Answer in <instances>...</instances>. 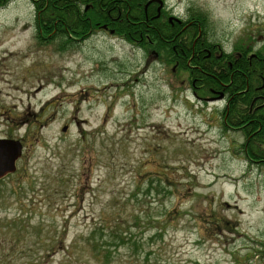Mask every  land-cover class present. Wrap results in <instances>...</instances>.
Wrapping results in <instances>:
<instances>
[{
    "label": "rangeland",
    "instance_id": "1",
    "mask_svg": "<svg viewBox=\"0 0 264 264\" xmlns=\"http://www.w3.org/2000/svg\"><path fill=\"white\" fill-rule=\"evenodd\" d=\"M160 2L227 48L264 45V0ZM36 35L32 0L0 7V137L24 145L0 181V264H264V164L223 134V102L156 46Z\"/></svg>",
    "mask_w": 264,
    "mask_h": 264
},
{
    "label": "trees",
    "instance_id": "2",
    "mask_svg": "<svg viewBox=\"0 0 264 264\" xmlns=\"http://www.w3.org/2000/svg\"><path fill=\"white\" fill-rule=\"evenodd\" d=\"M10 1L0 0V7L6 6ZM32 1L35 7L36 37L41 43L58 39L62 46L74 45L83 42L86 38L98 32H107L105 30H108L111 26L117 34L122 35L134 44L141 42V45L148 49H154L153 47L156 46L164 56L170 58L174 53L173 43L170 40L173 33L179 31V39L192 40L190 37L189 39L184 38L183 34L185 33L181 31L178 22H162L155 16L153 17L155 12L151 9V5L146 9L147 0ZM192 25L194 27L192 26L193 30L191 32H194V35L198 33V27H203L202 32L205 41L203 39L202 41L205 44L213 45L217 42L211 35L210 20L207 16L202 15L197 21L192 22ZM200 39L198 40L197 49L201 42ZM240 42L246 41L242 39ZM237 47L244 51L243 58H237L235 54H230L229 57L224 54L222 56L224 60L215 55L210 58L195 55L188 63L183 58L184 61L181 66L190 71L192 78H200L198 81L199 89L202 90V94L205 96L217 94L210 87L222 89V83L229 84L226 87L229 92L227 107H229L228 112L234 124L236 122L234 118L241 115L253 119L250 126L257 128L261 125L264 127V59H259L264 58V46L257 49L255 56L252 58L247 57L249 49L245 45ZM255 65L260 67V70L252 71L251 69ZM252 74L255 78H252ZM246 76L250 77L247 78ZM254 99L256 101L253 103ZM251 104L254 107L261 106L250 114L248 109ZM228 122L231 121L228 119ZM252 139L253 141L248 146H242V148H246L247 155L252 159H264V131L262 130L261 133L257 131L256 136ZM262 163L264 164V161ZM221 222L223 223L225 220L217 218L214 225L220 226L222 225ZM124 234V230L118 229L116 235H110L109 239H107V236L105 238L107 239L105 240L106 250H109L111 241L115 245L118 244V241L124 244ZM107 253L106 258L109 259L111 254Z\"/></svg>",
    "mask_w": 264,
    "mask_h": 264
},
{
    "label": "flooded vegetation",
    "instance_id": "3",
    "mask_svg": "<svg viewBox=\"0 0 264 264\" xmlns=\"http://www.w3.org/2000/svg\"><path fill=\"white\" fill-rule=\"evenodd\" d=\"M158 1L159 0H147V3L145 4L146 9H148V7L151 5V9L155 12V15H153V17L155 16L156 18L160 19L162 22H166V21L178 22L181 26V31L185 33V34H183L184 38L189 39V37H190V39H192L191 41H189V40L184 41L183 39L178 38L179 33H180L179 31H177L175 34L173 33L170 40L173 43L174 53L170 58H167V59L173 63L174 70L179 69L183 72V77H184L183 81L186 82V84L190 85V88L193 91V95L196 96V98H198L199 100H202V101H207V102H212V103L223 102L221 108L219 109V113H220L219 121L217 120L219 127L221 128L224 135H226V133L232 134V132H235L236 134H240V138L242 139V141L240 143L241 146H248L253 141L252 137L256 136V132L259 131V133H261L262 130L264 131V127H262L261 125H259L257 128L250 126L253 123V119H251L247 116H241V115H238L234 118L236 121L234 124L232 122V118L230 117V113L228 112L229 107H227V104L229 103V100H228L229 92L226 90V87L229 84L220 82L223 84L222 89L210 87V89L217 92V94L211 95V96H208V95L205 96L202 94V90L199 89L200 85H198V81L200 80V78H198V77L192 78V76L190 75V71L188 69H186L185 67H182L181 63L184 61L183 58L186 59L187 63L190 62L195 55L200 56V57H205V58H210L211 56L215 55L219 59H223L222 56L224 54H226L227 57H229L230 54H235L237 58L238 57L243 58V56L245 54H244V51L241 50V48L237 47L239 45H245L246 48L249 49V53H248L247 57L252 58L255 56L257 49H253L252 51H250L251 45H248L247 42H240V41L235 43L234 46H232L231 48H227L226 46H224L223 43H219L218 41L215 42L216 44L214 43L213 45H211V44L207 45L204 42L205 38L203 37V32H202L203 27L202 26L197 28L198 33L196 35H194V32H191L193 30V28H192V26H193L192 22L193 21H187V20L178 18L176 16L174 17L171 14H168V11H165V6L162 5L161 2H160L161 4L158 3ZM105 31H107V32H104V33H109V34H112L114 36L121 37L128 42H131V41L127 40L126 38H124L122 35L117 34L115 29L111 26L108 28V30H105ZM201 37H203V38H201ZM199 39L201 42H200V45L197 49V44L199 42L198 41ZM202 39L204 41H202ZM167 40H169V39H167ZM239 42H240V44H239ZM136 45L144 47L141 45V42H139ZM260 48H262V47H260ZM154 54H156L157 57L164 56L160 50L154 49ZM259 59H264V58H259ZM250 61L252 62V60H250ZM251 70L252 71H258V70H260V67H257L255 65V67H253ZM246 77L249 78L250 76H246ZM252 78H255L253 76V74H252ZM263 79H264V77H263ZM206 83H207V85L209 84L208 80L206 81ZM256 99L253 100V103L256 101ZM260 106L261 105L254 107L251 104L249 109H248V112L251 114L254 111H256ZM228 119L231 121L230 123L228 122ZM11 136H12L11 134H6V136H1V137L11 138ZM232 144H235V143L233 142ZM242 150L247 155L246 148H242ZM247 157H249L253 162H255L257 164L262 163V161H264V159H260V160L252 159L249 155H247ZM8 175H11V174H9V173L6 174L2 178H0V181H2L1 179L4 180V179L8 178Z\"/></svg>",
    "mask_w": 264,
    "mask_h": 264
},
{
    "label": "water",
    "instance_id": "4",
    "mask_svg": "<svg viewBox=\"0 0 264 264\" xmlns=\"http://www.w3.org/2000/svg\"><path fill=\"white\" fill-rule=\"evenodd\" d=\"M67 129V125L63 130ZM23 152V144L18 139L0 138V177L17 169L16 161Z\"/></svg>",
    "mask_w": 264,
    "mask_h": 264
}]
</instances>
